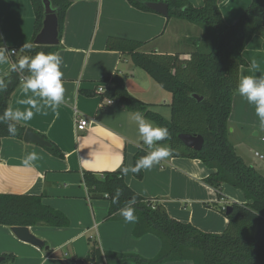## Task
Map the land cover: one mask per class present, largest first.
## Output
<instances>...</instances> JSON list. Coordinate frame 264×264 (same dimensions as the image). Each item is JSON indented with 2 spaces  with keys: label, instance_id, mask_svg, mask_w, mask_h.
Masks as SVG:
<instances>
[{
  "label": "crops",
  "instance_id": "0c3cea01",
  "mask_svg": "<svg viewBox=\"0 0 264 264\" xmlns=\"http://www.w3.org/2000/svg\"><path fill=\"white\" fill-rule=\"evenodd\" d=\"M69 1L71 6L66 13L57 52L63 58L64 102L55 112L45 108L30 121L18 122L54 143L65 159L55 158L44 147L26 144L23 140L3 139L0 195L41 197L46 206L63 213L70 226L29 228L34 236L47 244L50 253L45 248L20 241L12 228L0 226V257L14 256L12 262L2 264H79L93 248L103 254L153 259L161 250V242L156 236H134L136 222L128 223L120 214L119 219L109 220L107 196L92 199L83 181L85 172L101 175L133 167L138 151L146 148L133 112L116 101L106 105L103 94L98 93L104 78L118 75L130 95L148 105L150 110L170 111L171 117L172 95L146 72L135 67L130 57L108 51L106 45L110 38L132 40L142 44L140 52L144 54L180 56L188 60L195 52L196 40L204 35L203 30L183 20L137 10L126 0ZM150 1L166 3L167 0ZM189 1L196 8L204 7L206 3V0ZM251 3L252 0H218L228 25H234ZM34 25L31 0H0V43L8 49L18 50L23 44H30ZM14 57L9 54V62L0 64V79L11 73ZM243 58L248 66L240 69L239 80L245 75L264 74V39L254 36L244 50ZM253 60L259 64L255 73L250 68ZM91 93L97 95L89 96ZM24 99L27 97L20 88L9 107L23 110L27 106L20 101ZM79 117L89 121L85 132L77 130ZM262 137L264 127L255 114V106L248 104L237 92L229 119V140L247 165L264 173V163L253 156ZM31 152L39 159L33 167L25 168L22 161ZM142 171L143 180L136 179L131 171L124 175L132 190L162 206L172 219L191 224L205 233L221 234L228 225L220 211L206 205L221 208L232 203H246L243 193L228 185L224 186V197L219 200L217 193L203 182L214 171L199 160L170 156Z\"/></svg>",
  "mask_w": 264,
  "mask_h": 264
},
{
  "label": "trees",
  "instance_id": "16d2710c",
  "mask_svg": "<svg viewBox=\"0 0 264 264\" xmlns=\"http://www.w3.org/2000/svg\"><path fill=\"white\" fill-rule=\"evenodd\" d=\"M126 1L137 10L153 12L147 7V3L152 2L150 0ZM50 2L58 17L61 40L71 2ZM31 3L35 12L34 35L30 43L32 47L22 51L19 48L13 63L21 57H32L39 52L57 53L60 48V45H35L43 28L45 9L42 0H31ZM166 3L169 5L167 19L183 20L204 30L207 44H196L195 52L188 60H183L180 56L144 54L140 52L141 43L125 39L110 38L106 49L130 57L135 67L146 72L164 91L172 95L170 120L130 95L123 79L118 75L102 80L106 85L103 97L123 104L129 112L141 111L155 125L166 127L170 138L157 143L169 146L173 158L199 160L206 168L214 171L203 182L217 193L219 200L223 199V188L228 185L241 191L246 203H232L229 215L227 209L225 212L221 210L228 220L227 228L222 234L204 233L191 224L172 219L162 206L140 196L127 185L122 172L101 175L85 172L83 181L90 197L104 199L107 196L110 202L109 220L119 219V209L133 197L136 198L134 207L138 220L134 236H156L161 242V250L155 258L144 259L137 255L103 254L99 249L93 248L83 262L264 264V173L247 165L229 140V119L237 93L240 69L248 66L243 52L254 36L264 39V0H252L250 7L234 25L225 22L218 0L206 1L201 8L194 7L189 0H167ZM27 75V69L21 71L17 68L2 78L6 90L0 92V115L9 108L12 97L21 88ZM8 123L16 124L15 136L8 133ZM27 129L15 121L0 123V150L3 139L23 140ZM182 134L203 137L205 143L202 150L197 152L186 148L179 140ZM38 135L51 144V148L46 149L51 156L65 159V155L54 143L45 136ZM147 150L146 146L138 151L133 166ZM133 175L138 180L144 178L142 169ZM117 188L121 189V196L117 203H113ZM38 225L61 229L68 228L70 221L60 211L46 206L41 197L0 195V226L31 228ZM4 258L6 263L14 260L13 255H4Z\"/></svg>",
  "mask_w": 264,
  "mask_h": 264
},
{
  "label": "clouds",
  "instance_id": "9594fccd",
  "mask_svg": "<svg viewBox=\"0 0 264 264\" xmlns=\"http://www.w3.org/2000/svg\"><path fill=\"white\" fill-rule=\"evenodd\" d=\"M31 47V44L25 43L20 50H30ZM16 52L17 49H8L3 43H0V64L8 63L9 54L14 55ZM62 64L63 58L55 52H39L35 56H24L16 63H12L11 68L13 71L17 70V68L21 71L27 69L29 73L21 84V91L27 99L21 100L20 103L27 107L23 108V110L21 108H6L3 115H0V123L7 121L27 122L45 108L51 109L53 112L57 111L65 99ZM250 68L255 73L259 69L258 62L253 60ZM4 90H6L5 81L0 79V92ZM236 91L248 104L255 106V114L259 118L261 127H264V74L242 76ZM133 119L138 125L139 136L147 146L148 151L136 161L135 166L131 168L124 167L121 170L124 175H127L129 171L139 173L141 169H151L162 159L172 155L169 146L157 143L170 138L169 130L166 127L155 125L141 111H135ZM7 130L11 136H15L17 134L16 124L8 123ZM38 159V155L35 152H31L26 155L22 164L25 168H31ZM120 196L121 189L117 188L113 203H117ZM136 203V198L133 197L125 203L124 207L119 209L120 216L128 223H134L138 220L135 214L136 208L134 207Z\"/></svg>",
  "mask_w": 264,
  "mask_h": 264
},
{
  "label": "water",
  "instance_id": "95a60500",
  "mask_svg": "<svg viewBox=\"0 0 264 264\" xmlns=\"http://www.w3.org/2000/svg\"><path fill=\"white\" fill-rule=\"evenodd\" d=\"M210 1V0H206ZM44 9H45V19L43 22V28L40 34L37 36L35 40V45L37 46H49V47H56L60 45V38H59V21L58 17L55 14L54 10L52 9V5L50 0H42ZM147 7L156 13H159L165 17L169 16V5L167 3H156L150 2L147 3ZM199 100H202L200 98ZM179 140L183 143V145L193 151H201L204 146V139L201 136H191L182 134L179 136ZM23 142L26 144H34L45 149L51 148V144L44 140L41 136L36 134L31 129H27L23 136ZM228 207V206H227ZM231 211V207L227 208V215H229ZM12 232L14 235L22 242L28 243L33 245L37 248H45L48 250V247H45V243L34 236L29 228L26 227H13ZM5 262L4 257H0V264Z\"/></svg>",
  "mask_w": 264,
  "mask_h": 264
},
{
  "label": "built area",
  "instance_id": "2783aa9c",
  "mask_svg": "<svg viewBox=\"0 0 264 264\" xmlns=\"http://www.w3.org/2000/svg\"><path fill=\"white\" fill-rule=\"evenodd\" d=\"M11 56H17L18 55V51L13 55L10 53ZM106 90V85L103 84L102 86H100V88L98 89V93L99 94H104ZM106 103V105L110 106L113 105L115 103L114 100H110V99H105L104 101ZM89 127V121L87 118L84 117H79L78 121H77V130L79 132H85ZM261 142V150H256L254 152V157L261 163H264V137L261 138L260 140ZM153 203H155L153 201ZM227 206H223L222 207V211H226ZM79 264H94L93 262H83V263H79Z\"/></svg>",
  "mask_w": 264,
  "mask_h": 264
},
{
  "label": "rangeland",
  "instance_id": "374dc122",
  "mask_svg": "<svg viewBox=\"0 0 264 264\" xmlns=\"http://www.w3.org/2000/svg\"><path fill=\"white\" fill-rule=\"evenodd\" d=\"M201 29H202V28H201ZM202 30H203V29H202ZM203 33H204V30H203ZM204 35H205V34H204ZM204 35L202 36L201 39L196 40L198 43H200V44H202V45L207 44V40L205 39ZM198 43H197V44H198ZM195 49H196V48H195ZM152 111H154V112H156V113H160V114H162V115L164 114V117H165V115H166V117H167V115H168L167 120H170V118H171V117H170V111H167V110H164V111L162 110V111H160V112L157 111V110H152ZM256 150H261V142H260V147L257 146V149H256ZM256 150H255V151H256ZM255 151H254V152H255ZM253 156H254V153H253ZM253 156H252V157H253ZM254 158H255V157H254ZM255 159H256V158H255ZM256 160H257V159H256ZM257 161H258V160H257ZM260 163H261V162H260ZM143 176H144V174H143ZM206 207H207V208H214L215 210L220 211V215L223 216V213H222V211H221L223 206H222L221 208H219V207L216 206V205H214V206L211 205L210 207H208V205H206ZM218 208H219V209H218ZM218 213H219V212H218ZM204 233H205V232H204ZM221 234H222V233H221Z\"/></svg>",
  "mask_w": 264,
  "mask_h": 264
}]
</instances>
